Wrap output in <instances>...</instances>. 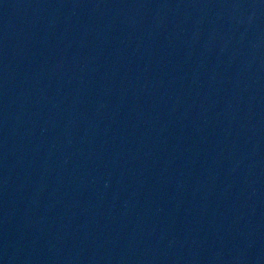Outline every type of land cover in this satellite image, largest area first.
<instances>
[{
  "label": "water",
  "instance_id": "obj_1",
  "mask_svg": "<svg viewBox=\"0 0 264 264\" xmlns=\"http://www.w3.org/2000/svg\"><path fill=\"white\" fill-rule=\"evenodd\" d=\"M0 264H264V0H0Z\"/></svg>",
  "mask_w": 264,
  "mask_h": 264
}]
</instances>
